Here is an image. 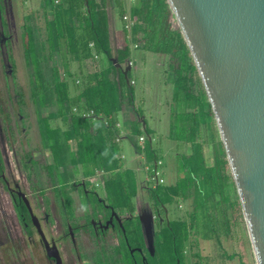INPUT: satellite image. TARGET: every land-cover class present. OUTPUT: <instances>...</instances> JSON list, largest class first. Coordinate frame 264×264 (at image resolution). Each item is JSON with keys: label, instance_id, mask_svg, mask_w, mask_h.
Masks as SVG:
<instances>
[{"label": "rangeland", "instance_id": "374dc122", "mask_svg": "<svg viewBox=\"0 0 264 264\" xmlns=\"http://www.w3.org/2000/svg\"><path fill=\"white\" fill-rule=\"evenodd\" d=\"M6 1L7 9L10 6L8 2H11L12 6V9L9 10V14L5 19L8 23L12 42L4 53H11L16 67L14 81L7 76V82H5L0 77V97L3 99V103H5V115L3 118L7 119L9 125H12L19 119L18 112L19 109L21 110L20 114L22 117H20V119L23 121L21 126L25 128L23 132L25 135L14 134L18 141L16 148L19 149L20 145L21 151L19 153L22 154V150L24 149L30 150L34 148L35 150H39L40 160H44L45 162L48 161L45 155H48L50 158L48 159L51 160L52 164L50 165V171L54 172L56 180L63 184L65 182L70 183L77 180L81 175L85 178H92L95 177V175L98 176L95 182L87 183V185H89L99 197L104 198V200L109 203L114 201L113 197H117L116 199L120 201H125L130 197L134 209L135 202L136 205L140 207L142 206V202L146 201V193L157 195L163 202H166L165 207L169 210L172 218L177 217V214L175 215L174 212L175 206L172 204V200H175L173 199L175 193L172 188L178 187L180 191L182 190L183 192L184 187L186 191L189 192L187 196H190V199L182 204L179 216L185 220L186 217L184 214L187 210L189 212V217H187L186 222L193 223L192 225H187L186 232L193 233V235L190 241L186 243L185 263L256 264L240 207L234 206L224 200L219 206L215 204L216 202H214L215 198L213 195L207 196L210 186L204 184L201 171L199 169L196 171L194 167H192V159L188 157L189 153H187V151L191 153L190 147L188 148L178 141L169 138V132L176 138L181 139L184 137L183 131L172 127V123H169L167 130L166 125L168 123V115L171 116V122H173L177 111L176 109L177 107L179 108L178 105L183 102V104H185V99L184 97L180 98L183 102L179 100H172L170 102L169 80L165 75L161 74L163 57H147L148 62L152 61V58L155 59L154 64L156 63L157 65V67L155 65L158 70L157 73H155L154 64L148 65V62L144 63V60L140 63L141 66L138 67L136 72H130L131 81L129 83L133 86L134 107L136 108L135 113L138 114L140 118L144 119L142 123H139L144 142L139 145V136L136 134L135 129L130 132V137L128 138H123L119 133L117 142L115 141V128L114 130L107 129V131L110 130L108 133L104 130V132L99 135L102 136V139L105 141L108 140L109 145L113 144L109 147L110 154L114 157L116 154L119 160L118 162L121 164V169L119 170V178H123L120 184L121 187L115 188V196L112 197L108 176L104 175L106 172L104 173L101 168L102 155H98V151L99 154H102V148L98 147V143H102V140L97 137L93 138L94 136L86 132V129H89L91 125H94L92 127L96 131V122L99 124L102 123L105 127L107 121H101L100 117L95 118L93 110L88 108L86 110L85 106L78 110L73 108L72 112L80 117L85 126L80 130L78 128L72 129L71 133H69L71 136L68 137L66 132L72 125L69 121L60 117L54 118L53 115H50L49 118H40L41 116L38 110L44 107L47 101L55 103L56 100L52 95L48 100L47 92L49 91L46 90V82L38 77L37 72L35 75H33L34 73L31 75V70L29 71L26 66L29 64L28 61L26 62L27 58L24 56L25 49L28 46L27 44H29V42L27 43L28 34L31 36L32 43L34 44L33 46H35L34 48H36L33 50V53L37 50L40 51V49H43L46 55L52 51H59L62 61L59 56H55L58 66L56 69L57 78L59 80L65 79L69 84L70 89L68 94L73 100H77L78 95L85 90L82 86L89 73L97 70L98 75L96 77L98 79L101 80L108 77L107 69L110 62L101 54L96 55L97 58H93L92 63L90 61H84L78 64L74 56L68 52L67 45H65L62 40L58 42V40L51 36V33L45 29L46 25L43 10L45 8H47V10L50 8L48 7L49 3L47 0ZM125 1V5L128 7L129 1ZM106 9L109 16L112 57L116 55L118 49L123 48L125 44L128 43L130 47L129 58L131 59V63L134 64L136 60L140 58V55L146 52H144L143 49L140 50L133 47L134 43L130 40V35L127 36L128 40L125 42V36L122 30L116 23L117 21H114L115 15L112 8L108 5ZM10 11H12V17H10ZM46 16L50 17V14L47 12ZM170 22L173 28H178L173 17L170 18ZM126 30L129 31V29ZM34 57L35 56H33V58ZM61 62H63V66L65 65L67 67L72 76L75 75L74 77L69 78L68 74L65 73V69L60 64ZM80 66L84 68L81 72L79 70ZM123 66L125 67L126 64ZM131 68H133V66H131ZM194 78L198 83L197 73ZM162 79H166V81L162 83ZM17 93L22 94V105L16 102L15 94ZM88 97L89 96H87V98ZM91 99L92 106L103 100L99 99V97ZM174 102H176L177 105ZM187 102L190 103L191 100H187ZM52 110H55V108H46L41 112L45 115ZM120 113L121 110L113 116L114 120L117 118V122L121 120ZM118 126L120 127L119 124ZM136 127H138V125ZM145 128H147V130H145ZM215 128V124L210 122L204 134V139L208 146L205 153L207 154V161H209V163L212 159V147L210 146L212 141L211 135L214 139L216 138V142L219 140L217 129ZM55 129L60 130V132L65 135L61 137L62 139L58 138V141L57 138H55V135L58 133H55ZM121 129H118V131L120 132ZM134 143L138 148H141L139 154H136L133 148L132 144ZM149 145L154 152H156L157 156L162 159V165L157 168V178L163 179V182L157 185H155L156 180L153 173V161L147 158V152L142 149L143 147L148 148ZM109 148H106L103 158L107 156L106 153H108L107 151ZM189 165H191L195 175L198 176V182L195 185H193V182L190 180L193 176L189 174L191 171ZM171 170L174 171L171 172ZM109 175L115 178V172ZM130 177H134L133 183L131 181L128 182ZM174 177H176V180ZM147 187L149 190H146ZM120 190L121 192L117 193V191ZM107 193L109 194L108 197L106 196ZM79 194L81 193L79 192ZM191 197L194 200V207L192 208ZM236 197V194H232L231 200L235 201ZM116 206H122V204H117ZM186 206L188 207L186 208ZM184 208H186V210ZM194 239L197 241L195 242ZM164 243L165 245L163 247L168 251L170 248L169 240ZM167 264H173V261L170 260Z\"/></svg>", "mask_w": 264, "mask_h": 264}, {"label": "trees", "instance_id": "16d2710c", "mask_svg": "<svg viewBox=\"0 0 264 264\" xmlns=\"http://www.w3.org/2000/svg\"><path fill=\"white\" fill-rule=\"evenodd\" d=\"M47 1L49 3L48 7L50 8L48 10L47 8L43 10L46 25L45 29L46 31L48 30L51 36L58 40V42L62 40L64 44L67 45L68 52L74 56L78 64L83 63L87 59H93V53L96 55H104L110 62L112 54L109 17L106 9L108 5L112 8L115 15L114 21H117L116 23L125 36V42L128 40L127 36L130 35L129 38L137 45V49H143L144 52L152 54L164 55L168 58L169 71L172 74L174 101L179 100L183 102L180 98L184 97L185 99V104H183V102L178 105L179 108L177 107L175 117L173 122H171L172 127L183 131L184 137L179 139L172 136L171 132H169V138L181 144H185L188 148L190 147L191 153L189 151H187V153H189L188 157L192 159V167H194L196 171L198 169L201 171L204 184L210 186L207 196L213 195L215 198L214 202H216L215 204L219 206L224 200L239 207L237 197L235 201L231 200L232 194L235 195L236 191L232 176L229 173L222 144L220 141L216 142L212 135L210 144L212 147V159L210 163L207 161L205 150L208 146L204 139V134L208 124H210V122L214 123L212 112L199 77L198 83L195 81L194 77L197 71L182 35L178 28L175 29L171 25L170 18H172V15L166 0H134L133 2L128 0V7L125 5V0H60L58 5H55L53 0ZM47 12L50 14V17L46 16ZM124 15H128L129 20L132 22L129 31L126 30V24L122 19ZM28 42L29 44H27L28 46L24 52V56L27 58L26 62H29L26 66L29 71L31 70V75L33 73V75H35L37 72L38 77L46 82V90L49 91L47 92L48 100L51 95L56 100L55 103L47 101L45 106L38 110L41 116L40 118H49L50 115H53L54 118L60 117L69 121L72 125L66 132L68 137L71 136L69 133H71L72 129L78 128L80 130L85 126L80 117L72 112L73 108L78 110L85 106L86 110L87 108L93 110L95 118L100 117L101 121H107L106 128L102 123L99 124L96 122V131L92 127L94 125H91L89 129H86V132L94 136L93 138L97 137L102 140V143H98V147L102 148V154H99L98 151V155H102L101 168L104 173L106 172L104 175L108 176L112 197L115 196V188L121 187L120 184L123 179L119 178L121 164H119L116 154L115 157L110 154L109 147L113 144L109 145L108 140L105 141L102 139V136L99 135H101L104 130L108 133L110 130L107 131V129L114 130L115 128V141L117 142L120 132L116 127L117 118L114 120L113 116L120 110L128 111V113H130L129 115L135 118L132 122H127L125 119L126 117L123 118L127 128V132L123 138L130 137V132H132L133 129L136 130L138 136L142 134L139 125L140 121L138 120L140 117L135 113L136 108L134 107L133 87L129 83L131 81L130 72L127 73L128 82L126 83L121 71L115 68L110 62L107 69L108 77L101 80L98 79L96 77L98 75L97 70L88 74L82 86L85 90L78 95L77 100H73L68 94L70 89L69 84L65 79L59 80L57 78L56 69L58 66L55 56L60 57L59 51H52L46 55L44 50L40 49V51L37 50L33 53V50L36 48H34L35 46H33L34 44L29 34L27 38V43ZM90 43L93 44L92 48L89 47ZM33 56L35 57L33 58ZM129 56L130 47L128 43H126L123 48L116 51L117 64L123 66L125 61L129 59ZM60 60L62 61L61 57ZM60 64L63 66V62ZM63 68L69 78L75 76H72L65 65ZM79 70L80 72L83 71V66H80ZM87 96L89 97L87 98ZM90 97L93 99L99 97V99L103 100L92 106V102L90 101L92 99ZM187 100H191V102L189 103ZM174 103L176 104V102ZM46 108H55V110L49 111L44 115L41 111ZM137 125L138 127H136ZM145 130H147V128H145ZM54 131L55 133L58 132L55 135L57 141L58 138L65 136L60 130L55 129ZM132 145L136 154H139L141 148H138L135 143ZM106 148H109L107 151L108 153H106L107 156L103 158ZM142 149L147 152V158L150 161H157L158 156L150 145L148 148L143 147ZM189 167L191 168L189 174L193 176L190 180L193 182V185H195L198 182V176L193 172L191 165H189ZM113 172H115V178L109 175L113 174ZM129 181L133 183L134 177H130L128 182ZM172 189L175 193L174 196L182 195L184 198L187 197L188 191H186V188L183 187V192L182 190L180 191L178 187ZM120 192L121 190L117 191V193ZM106 196L108 197L109 194L107 193ZM113 198L114 201L110 203L115 209L120 211L124 210L128 213L133 212V205L130 201V197L125 201H120L116 199L117 197ZM117 204H122V206H116ZM183 229L184 228H182V233L169 239L170 248L168 252L171 253L173 264H177V262L179 264H186L183 251L186 248V243H188V233Z\"/></svg>", "mask_w": 264, "mask_h": 264}, {"label": "flooded vegetation", "instance_id": "af4514ba", "mask_svg": "<svg viewBox=\"0 0 264 264\" xmlns=\"http://www.w3.org/2000/svg\"><path fill=\"white\" fill-rule=\"evenodd\" d=\"M6 2L0 0V77L5 82L8 77L14 81L16 67L11 53H4L12 42L5 20L12 6L8 2L7 9ZM10 13L12 17V11ZM133 47L137 49L136 44ZM143 60L148 62L147 58ZM151 60L148 65L154 64L155 59ZM165 64L169 72L166 77L172 79L168 58ZM131 65L129 61L128 72ZM124 68L121 66L119 70ZM15 97L22 105V94L17 93ZM2 103L0 97V264H167L172 260L171 253L163 247L164 242L193 224L186 222L188 206L184 208L186 219L179 216L182 204L190 196H173L177 217L172 218L166 202L149 193L142 206L138 207L135 202L131 213L115 209L87 185L95 182L96 175L92 178L81 175L70 183H60L50 171L52 164L48 155L45 162L34 148L19 153L20 145L17 149L14 134L21 135L25 131L21 126V110L19 119L9 125L3 118L5 103ZM154 163L161 166L162 159L158 157ZM155 180V185L163 182L161 178ZM191 205L194 207L193 199ZM192 235L188 233V242ZM186 249L187 245L184 258Z\"/></svg>", "mask_w": 264, "mask_h": 264}, {"label": "water", "instance_id": "95a60500", "mask_svg": "<svg viewBox=\"0 0 264 264\" xmlns=\"http://www.w3.org/2000/svg\"><path fill=\"white\" fill-rule=\"evenodd\" d=\"M166 2L210 105L255 263L264 264V0ZM110 62L121 69L116 55Z\"/></svg>", "mask_w": 264, "mask_h": 264}, {"label": "crops", "instance_id": "0c3cea01", "mask_svg": "<svg viewBox=\"0 0 264 264\" xmlns=\"http://www.w3.org/2000/svg\"><path fill=\"white\" fill-rule=\"evenodd\" d=\"M109 17V16H108ZM109 21V20H108ZM134 45V44H133ZM163 57V60H162V69H161V74H163V75H165L166 76V74H168L169 72L167 71L166 72V67H165V61L167 60V58L165 57V56H163V55H155V54H152V53H149V52H146V53H143L142 55H140V58H138L137 60H136V62L134 63V64H132L131 66H133V68H131V71H134V72H136L137 71V69H138V66L140 65V62L142 63L143 62V59L144 58H147V57ZM129 61H131V59L129 58L128 59ZM85 61H90L91 63H92V61H93V59H87V60H85ZM138 63V64H137ZM137 64V65H136ZM92 73V72H91ZM90 74V73H89ZM169 75V74H168ZM169 81H168V84H170V87H169V99H170V102L172 101V100H174V98H173V96H174V93H173V87H172V79L171 78H169V76H168V78H167ZM166 81V79H162V83H164ZM151 102V101H150ZM77 110V109H76ZM130 113H128V111H124V110H122L121 111V113H120V118H121V120L120 121H118V122H116V126H117V128L118 129H121L120 130V135L123 137L125 134H126V132H127V128H126V125H125V122H124V119L123 118H125L126 120H127V122L129 121V122H132V120L134 119L131 115H129ZM167 120H168V123H167V125H166V130H167V126L169 125V123H171V121H172V118H171V116H169L168 115V118H167ZM118 124L120 125V127L118 126ZM131 130V129H130ZM130 130H129V132H130ZM122 133V134H121ZM128 134V133H127ZM140 136H142V135H140Z\"/></svg>", "mask_w": 264, "mask_h": 264}, {"label": "built area", "instance_id": "2783aa9c", "mask_svg": "<svg viewBox=\"0 0 264 264\" xmlns=\"http://www.w3.org/2000/svg\"><path fill=\"white\" fill-rule=\"evenodd\" d=\"M130 2H133L134 0H129ZM53 3L55 4V5H58L59 3H60V0H53ZM122 19H123V22H125V28L126 29H129V27L131 26V21L129 20V16L128 15H124L123 17H122ZM89 47L90 48H92L93 47V44L92 43H90L89 44ZM93 58L94 59H96L97 58V56H96V54H94L93 53ZM138 140H139V145L140 144H142V142L144 141V138L142 137V136H140L139 138H138ZM157 166H158V163H154V166H153V173H154V178L156 179L157 178V176H158V170H157Z\"/></svg>", "mask_w": 264, "mask_h": 264}]
</instances>
